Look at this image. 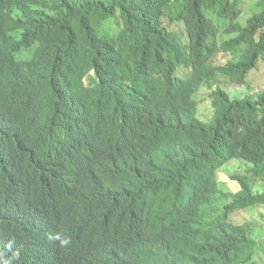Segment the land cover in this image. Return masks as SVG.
<instances>
[{"label": "trees", "instance_id": "obj_1", "mask_svg": "<svg viewBox=\"0 0 264 264\" xmlns=\"http://www.w3.org/2000/svg\"><path fill=\"white\" fill-rule=\"evenodd\" d=\"M261 61L264 0H0V252L257 264L264 231L232 218L264 207V93L224 85Z\"/></svg>", "mask_w": 264, "mask_h": 264}, {"label": "rangeland", "instance_id": "obj_2", "mask_svg": "<svg viewBox=\"0 0 264 264\" xmlns=\"http://www.w3.org/2000/svg\"><path fill=\"white\" fill-rule=\"evenodd\" d=\"M244 1H249V0H244ZM244 8L246 9L245 6ZM234 56H232V54H225L223 56L218 55L215 61L218 64H224L229 60L230 61L234 60L235 59ZM249 80L252 84V87H238L235 85H224V89H226L232 97L243 96V95L256 97L257 94L264 93V61H261L258 64L257 70L249 76ZM207 97H208L207 89L200 92L198 99L199 102L198 117L203 121H209L213 114L211 105ZM243 165L244 164L242 162L239 161L237 162L236 160H232L229 164L225 165L221 170L217 172V180L219 181L220 186L223 189L233 192L237 190L236 185L234 186V184L228 180V175L236 170L238 171L239 167ZM232 221H234L235 223L238 222L252 223L255 226V228H260L261 231H264V207L251 209L243 213H238L232 218ZM255 259L257 260V264H264V256H262L261 253H258Z\"/></svg>", "mask_w": 264, "mask_h": 264}, {"label": "clouds", "instance_id": "obj_3", "mask_svg": "<svg viewBox=\"0 0 264 264\" xmlns=\"http://www.w3.org/2000/svg\"><path fill=\"white\" fill-rule=\"evenodd\" d=\"M47 239L50 242H58L59 246L65 249L69 248L73 243L71 236L65 232L49 233ZM19 255V251H13L12 244L9 243L7 245V252H0V264H14V262L18 264Z\"/></svg>", "mask_w": 264, "mask_h": 264}]
</instances>
